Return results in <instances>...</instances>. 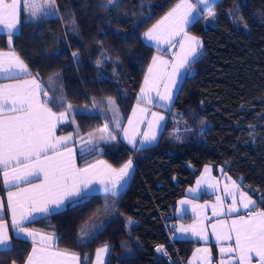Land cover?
<instances>
[{"label": "trees", "instance_id": "trees-1", "mask_svg": "<svg viewBox=\"0 0 264 264\" xmlns=\"http://www.w3.org/2000/svg\"><path fill=\"white\" fill-rule=\"evenodd\" d=\"M175 1L119 0V7L106 9V0H57L55 9H46L49 15L33 21L22 0L11 49L39 73L50 96H63L65 107H88L74 110L57 131L87 132L108 122L116 133L114 120L123 122L129 114L157 51L143 33ZM213 11L214 24L199 18L189 27L203 48L157 140L139 150L112 141L77 156L79 163L100 156L114 166L132 158L135 168L125 188L116 195L89 193L26 224L52 235L57 248L78 253L80 264H92L105 244L104 264H184L198 242L171 237V214L207 164L223 166L264 209V0H217ZM0 49H9L6 32H0ZM57 72L49 87L48 78ZM107 97L116 100L118 113L108 110ZM9 235L0 264H24L32 240L12 226ZM158 245L168 257L156 251Z\"/></svg>", "mask_w": 264, "mask_h": 264}, {"label": "snow or ice", "instance_id": "snow-or-ice-1", "mask_svg": "<svg viewBox=\"0 0 264 264\" xmlns=\"http://www.w3.org/2000/svg\"><path fill=\"white\" fill-rule=\"evenodd\" d=\"M21 2L22 0H0V26L7 30L9 49L19 24ZM56 2L57 0H23V7L31 20L36 21L41 18V15H49L46 9H55ZM215 3L216 0H179L164 17L143 33L146 41H153L157 46L165 43L176 47L178 44L179 52L172 57L171 61L159 56L152 57V63L148 66L137 97V108L141 102L155 104L156 107L163 108L165 111L171 108L175 94L173 90L180 85L181 70H190L203 48L202 41L197 36L190 35L188 26L199 18L215 19L213 11ZM108 6L119 7V0H106L104 7L107 9ZM174 41L176 43H173ZM72 56L74 61H78V52H73ZM97 64H100L99 60ZM169 68H171L170 72ZM38 76L39 73L33 76L27 64L15 51L0 49V77L17 81L0 84V176H2L4 187L9 189L7 207L11 213L12 229L32 239L33 246L24 264H79V257L75 253L54 248L53 236H41L37 241L35 231L26 227L25 221L30 218L31 212L50 215L53 211L60 209L65 201L87 198L89 186L94 182L104 185L106 192L111 191L113 195H116L126 183V178L133 168V161L129 158L119 169L112 168L103 160L87 163L83 168L77 167L74 150L68 146L72 133L60 136L55 134L57 124L67 119V114L73 111L72 106L67 104L65 107L66 100L63 96H50L47 89L38 81ZM59 76L57 72L48 78L49 87ZM162 81H165L163 92L160 90ZM153 92L155 97L152 96ZM106 101L108 110L118 113L116 100L107 97ZM93 104H96L95 99ZM57 105L64 110L54 111L53 107ZM137 108H133V116L136 115ZM146 111L147 109H140L142 113ZM151 117L149 129H152L153 125L156 128L162 127L164 115L152 112ZM72 123H75L74 119ZM114 123H117L119 127L118 121L114 120ZM128 123L133 126L132 118H129ZM98 131L101 139L105 136L109 141L117 139L116 135L108 131L107 124ZM132 132L133 134L130 135L129 128L123 129L124 138L136 150L146 143L151 144L157 138L154 132L151 135L145 132L143 139L137 143L135 127L132 128ZM88 137L87 143L92 145L89 151L99 150L93 144L95 133H88ZM209 171L210 169L205 167V173ZM225 178L231 180L230 177ZM202 181L203 177L197 180V189ZM21 184L26 187H21ZM231 184V189L227 184L224 188L225 196L232 197V203L227 210L228 214L239 213L241 208L244 212L233 218L230 225L224 220H218L216 224L211 225L212 234L218 243L221 240L234 239V244L227 248H219L221 256L227 257L221 259L219 264H234V262L235 264H253L252 254L259 258L257 264H264V210L258 209L251 197L239 191L236 181H231ZM209 187H215V185L209 184ZM197 189L190 188L189 192L195 195ZM237 191L240 195L239 200L236 199ZM179 203L185 205L191 204L192 201L181 200ZM218 206L221 209L223 207V200L219 196L216 204L212 205L213 215L224 214L223 211H217ZM193 207L195 208L196 205ZM2 210L3 203L0 202V211ZM130 225L131 221H129ZM176 231H191L200 239H207L203 228L197 230L195 226L190 229L181 227ZM10 244L8 225L0 218V249L6 250ZM108 250L107 244L96 250L97 264H103L102 256ZM156 251L164 256L168 255L163 245H158ZM201 251L208 256V264H212L209 249L197 248L193 255ZM229 253H236V255L231 256L228 255ZM12 264L17 262L13 260Z\"/></svg>", "mask_w": 264, "mask_h": 264}, {"label": "crops", "instance_id": "crops-1", "mask_svg": "<svg viewBox=\"0 0 264 264\" xmlns=\"http://www.w3.org/2000/svg\"><path fill=\"white\" fill-rule=\"evenodd\" d=\"M178 2H179V0H176L175 2H173L145 31H147L154 24H156L157 21H159L162 17H164ZM201 16L203 17V14H201ZM18 19H19V16H18ZM201 19H203L208 24H214V22H215V19H212V20H208V19H204V18H201ZM189 27H190V25L188 26L187 30L190 33V35L197 36L200 39V37L198 35L189 31ZM18 28H19V24H18L17 30H18ZM17 30L15 32H17ZM0 32H7V30L3 29V27L0 26ZM178 39H179V37L177 38V40ZM144 41L149 43L150 45H152L153 47H155L157 49V51L152 55V57L153 56H159L160 58H162L164 60L171 61L172 57L177 52H179L178 44L176 47H171L169 44H165V43H161L160 45L157 46L153 41H146L145 39H144ZM173 43H176V41H174ZM158 48H159V51H158ZM3 50L4 51H10L12 49H3ZM152 57H151L148 65L145 69L143 79H142L141 84L139 86V89L137 91V97L140 93L141 86L144 82V77L147 74L148 66L152 63ZM157 71H160V69H157ZM168 71L170 72L171 68H169ZM181 72H182V75L179 78L180 83H181L183 77L185 76V74L187 73V70L182 69ZM31 73L33 74V76L36 75L32 71H31ZM25 79H28V78L25 77ZM37 79H38V81L41 82V79L39 77H37ZM15 82H17V81H10V80H6V79H3L2 77H0V84L15 83ZM164 82L165 81L161 82V88H160L161 92L164 91V88H163ZM177 90H178V88L173 90L175 94H176ZM175 94H174V97H175ZM152 96L155 97V92L152 93ZM172 103H173V101H172ZM133 108H137V100L133 103V105L129 111V114L127 115L125 120L123 122H118L119 127H117V124H116V126H115L116 133L112 132L108 127V131L111 132L112 134L116 135V137H117L116 140H112V141L122 142L130 148H133V147L124 138V135H123V129L124 128H129V133H130V135H132L133 134L132 128L135 127V129H136L135 139H136L137 143H139V141L141 139H143V134L145 132H148L149 135H151L154 132L156 134V137L158 138L159 133L163 127L165 120L163 122H161L162 127L156 128L155 125H153L152 129H149L148 124H149V121L152 119L151 113L152 112H159L165 116V119H166V115H167V111H165L163 108H158L155 106V104H151V103L141 102V104L137 108V113L135 116H133ZM140 109H147V111L142 113V112H140ZM69 114H70V112H69ZM69 114H67V119H65V120H68L70 118L71 114H70V116H69ZM129 118H132L133 126L129 125V123H128ZM65 120L57 124L55 134L57 136H60V135H67L68 133H72V139L68 142V146L74 150L75 162H76L77 167L83 168L87 165V163H96V161H98V160H103V161H106L107 164L111 165L112 168L119 169L129 159L128 158L126 161H124L122 164H120L118 166L112 165L104 157H100V156L93 158L91 160L79 163L78 157H77L78 154H81V153L85 152L86 150L92 148V145H88L86 143H81V142H79V139H81L82 135H84V134L86 135V133H89L92 130H96L100 127L104 128L105 124H103L97 128L91 129L87 132H79L76 130H68V131H64V132L63 131H60V132L57 131L58 126L61 123L65 122ZM97 133H99V132H97ZM157 138H156V140H157ZM112 141H109L106 138V142L103 141V142H100L99 144L97 143L96 146L100 150V149H103L108 143H110ZM154 142H152L151 144H153ZM151 144L146 143L145 145H143L141 147L148 146ZM132 161H133V159H132ZM205 167H208L210 169L209 173H207V174L205 173ZM134 168H135V163L133 161V168L130 172V175L126 178V183L123 185V187H121L118 190L117 194L120 193L125 188L131 174L134 171ZM221 169H223V171H221ZM226 176L230 177L231 180H227L225 178ZM202 177H203V181H202L200 187L197 189L196 182H197V180L201 179ZM231 181H236L239 185V191L245 192L249 197H251L252 200L255 201V198L247 190L245 185H243L239 181V179H235V178L231 177L225 171L223 166H214L211 164H207L202 168L200 173L195 178L194 182L186 188L184 195L181 196L177 200L176 207H175L173 213L171 214V217L173 218V220L171 221V225H172L171 237L173 239H191L195 242H198V244L193 247L191 253L189 254L187 259L185 260L184 264H189V262H191V264H208V256L203 251H201L200 253H196L195 256L193 255L196 252L197 248H200L202 250L203 249H209L210 250V258H211L212 264H219V261L221 259L227 258L226 256L225 257L221 256V254L219 252V248L220 247H225V248L229 247L230 245L234 244V239L232 241L221 240L218 243L216 240V237L212 234L211 225L216 224V222L218 220H224L230 225L231 220L233 218H235L238 215H242L244 212L243 208H241V211L239 213L228 214L227 210H228V206L232 203V197L231 196H225L224 188H225V185L227 184L228 187L231 189L232 188ZM209 184H213V185H215V187H209ZM21 187H26V185L21 184ZM190 188L191 189H197L195 195L193 193L189 192ZM11 190L15 191V189H11ZM8 191H9V189H6L4 187L3 181H2V176H0V202L3 203V210L0 211V218H2L5 221V223L8 225V231H9V228L11 226V213L7 207V205H8L7 192ZM239 191H237V193H236V199L237 200L240 199ZM94 192H106L104 190V185H102L98 182L92 183L89 186V193H94ZM108 193H112V192L108 191ZM218 196L223 200V207L221 209L218 206L217 211H223V213H224L223 215H213L212 205L216 204ZM76 199H78V198H75L74 200H76ZM181 200L192 201V203L181 205L179 203ZM70 201H73V200L65 201L64 205L60 209L64 208L65 205ZM193 205H196V207L194 208ZM60 209H57V210H60ZM258 209H261V208H258ZM57 210H55V211H57ZM261 210H264V209H261ZM5 215H8L7 219L4 218ZM45 215H47V214L40 213V212H31L30 218L27 221H25V226L35 231L37 241L40 240L41 236H47L50 234H47L45 232H41L37 229H34L32 227L27 226L26 224L28 222H31V221H33L39 217H43ZM193 226H195L197 228V230H199L200 228H203L207 234V239L202 240V239H200L199 236L193 235V233L191 231H187V232L176 231V229L181 228V227L184 229H190ZM217 229L219 230V225H217ZM16 234H18V233L16 232ZM18 235L29 238L22 233H20ZM29 239H31V238H29ZM53 244H54V241H53ZM32 246H33V244H32ZM102 246L103 245L99 246L98 248H100ZM54 248H57V247L54 245ZM31 249H32V247H31ZM58 249H60V248H58ZM60 250H64V249H60ZM30 252H31V250H30ZM68 252L69 253H75L79 257V264H80L79 254L76 252H73V251H68ZM94 255L95 256H94L92 264H97L96 251H95ZM228 255L235 256L236 253H229ZM252 256H253V264H257L259 258L256 257L255 254H252ZM105 258H106V253H104L102 256L103 264L105 263ZM234 264H235V262H234Z\"/></svg>", "mask_w": 264, "mask_h": 264}, {"label": "rangeland", "instance_id": "rangeland-1", "mask_svg": "<svg viewBox=\"0 0 264 264\" xmlns=\"http://www.w3.org/2000/svg\"><path fill=\"white\" fill-rule=\"evenodd\" d=\"M71 106H72V109H73V111L70 112L71 115L73 114L74 110H87V109H88V107H86V106H82V107H80V106H78V105H74V104H72ZM68 114H69V113H68ZM70 114H69V116H70ZM65 121H66V120H65ZM106 124H108V122H106ZM108 125H109V124H108ZM102 128H103V127H100V128H98V129H96V130H92L91 132H89V133H95V138L93 139V144H94V145H96L97 143L99 144L100 142H103V141L106 142V138H107V136H105L104 139H101V138H100V133H97V132H99L98 130H99V129H102ZM180 128H181V126H180V125H177V127H176L175 130H174V133L177 134V133L179 132ZM97 134H98V135H97ZM88 139H89V137H88V133H86V135H85V134L82 135L81 139H79V142L88 144V143H87ZM88 145H90V144H88ZM134 223H135V221H134V220H131V225H134Z\"/></svg>", "mask_w": 264, "mask_h": 264}, {"label": "built area", "instance_id": "built-area-1", "mask_svg": "<svg viewBox=\"0 0 264 264\" xmlns=\"http://www.w3.org/2000/svg\"><path fill=\"white\" fill-rule=\"evenodd\" d=\"M167 253H168V251H167ZM168 256H169V253H168V255L166 257H168Z\"/></svg>", "mask_w": 264, "mask_h": 264}]
</instances>
